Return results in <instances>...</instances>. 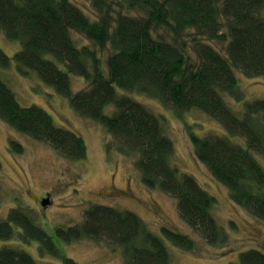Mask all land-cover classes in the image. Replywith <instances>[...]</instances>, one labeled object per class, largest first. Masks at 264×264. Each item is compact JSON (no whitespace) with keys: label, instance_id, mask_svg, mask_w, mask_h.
<instances>
[{"label":"trees","instance_id":"1","mask_svg":"<svg viewBox=\"0 0 264 264\" xmlns=\"http://www.w3.org/2000/svg\"><path fill=\"white\" fill-rule=\"evenodd\" d=\"M89 1L95 14L73 0H0V29L21 42L13 56L0 47V65L8 68L14 61L22 72H35L80 115L101 124L111 137L107 149L133 158L143 184L175 198L181 217L207 242L220 245L229 235L214 215L216 197L177 164L165 116L134 93L159 99L178 115L204 112L227 134L201 135L188 124L196 156L237 204L264 221V165L256 156H264V98L247 99L237 75V70L264 75V0ZM160 29L165 34L156 32ZM72 74L86 80L77 92ZM0 118L65 158L87 156L80 133L56 124L38 104L22 105L1 75ZM9 146L24 150L14 138ZM162 233L137 212L104 203L90 205L82 220L58 225L53 233L22 207L0 219V241L36 240L41 253L63 264L80 263L59 240L120 246L121 264H172L167 239L195 249L189 234L166 225ZM0 264L40 262L20 245L2 243ZM233 264H264V251L246 249Z\"/></svg>","mask_w":264,"mask_h":264},{"label":"rangeland","instance_id":"2","mask_svg":"<svg viewBox=\"0 0 264 264\" xmlns=\"http://www.w3.org/2000/svg\"><path fill=\"white\" fill-rule=\"evenodd\" d=\"M89 14H95L89 0H73ZM165 34L164 29H160ZM81 42H88L83 37ZM221 47V43H215ZM0 47L10 56L21 48L19 40L8 38L0 29ZM0 75L15 91L22 105L38 104L53 116L56 124L80 133L88 146L87 156L73 160L61 156L49 145L35 140L4 122L0 118V219L7 218L14 207L29 210L34 218L51 233L58 225H70L82 220L85 209L95 203L131 209L157 233L162 226L191 235L195 249L187 250L172 242L167 244L172 253V264H233L242 251L251 247L264 251V221L237 204L225 185L219 182L207 166L196 156L187 132L188 124L195 125L201 134L216 132L227 134L220 122L199 110H188L178 115L159 99L147 94L134 93L138 100L157 114L164 115L166 131L175 143V161L185 171L196 176L199 182L216 197L214 215L228 232L224 244L207 242L179 214L177 201L157 189L146 187L135 168L133 158L106 147L111 139L106 129L94 120L80 115L69 98L43 82L35 72H22L15 62L11 67L0 65ZM239 82L247 99L264 98V75L250 76L237 70ZM74 92L86 85L82 77L71 75ZM122 91L121 89H119ZM133 96V97H134ZM239 107V104H235ZM110 110V109H109ZM11 138L24 145L22 153L9 146ZM264 165V156L256 154ZM46 192L50 203L43 206ZM2 243L18 244L38 259L40 264H63L60 258L41 253L39 242L25 241L16 236ZM60 247L80 264H121L124 256L120 246L81 239L67 243L59 240Z\"/></svg>","mask_w":264,"mask_h":264},{"label":"water","instance_id":"3","mask_svg":"<svg viewBox=\"0 0 264 264\" xmlns=\"http://www.w3.org/2000/svg\"><path fill=\"white\" fill-rule=\"evenodd\" d=\"M50 193L48 194V196H46L44 199H43V201H42V204H43V206H46L47 204H49L50 203Z\"/></svg>","mask_w":264,"mask_h":264},{"label":"flooded vegetation","instance_id":"4","mask_svg":"<svg viewBox=\"0 0 264 264\" xmlns=\"http://www.w3.org/2000/svg\"><path fill=\"white\" fill-rule=\"evenodd\" d=\"M48 194H49V192H46L45 197L48 196ZM45 197H44V198H45Z\"/></svg>","mask_w":264,"mask_h":264}]
</instances>
